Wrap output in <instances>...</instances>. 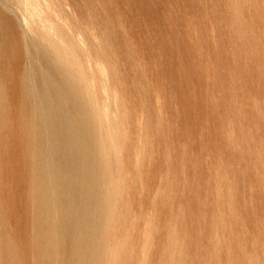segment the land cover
I'll return each instance as SVG.
<instances>
[{
    "label": "rangeland",
    "instance_id": "rangeland-1",
    "mask_svg": "<svg viewBox=\"0 0 264 264\" xmlns=\"http://www.w3.org/2000/svg\"><path fill=\"white\" fill-rule=\"evenodd\" d=\"M47 2L57 53L0 0V264H264V0ZM74 56L101 214L51 249L38 137Z\"/></svg>",
    "mask_w": 264,
    "mask_h": 264
},
{
    "label": "bare ground",
    "instance_id": "bare-ground-1",
    "mask_svg": "<svg viewBox=\"0 0 264 264\" xmlns=\"http://www.w3.org/2000/svg\"><path fill=\"white\" fill-rule=\"evenodd\" d=\"M15 7L17 13L19 14L18 18L17 17L16 18L18 19L23 31L25 32L24 33L25 35L30 34L31 37L38 39L40 42L46 43L48 48L49 47L52 48L55 53H57L58 50L57 45H55L56 43H58L60 46L64 48H67V44L65 40L61 38L59 35H57V28H59L58 25H57L58 27L56 26L57 22L55 23L54 20H52V18H50L45 12V9L47 10V8H49V4L47 0H15ZM60 18L61 17H59L58 19ZM75 38L80 43L81 46L82 44L84 46L82 36L79 33L77 32L75 33ZM67 58L65 57L63 62H64V68L66 69L65 71L66 73L64 72L66 76V78L64 77V83L68 85V88L63 87L65 89L63 91V99L59 103L54 102L56 98L55 94L57 93L56 92L57 89L54 90L53 95H50V93L47 92L48 98L45 104L47 123L46 126H44L46 127L45 128L46 132L44 134V137L42 135L38 137L39 144H38L37 153L39 157L37 159V163H38L37 169L40 172L46 173L45 176H41L40 178H38L39 182L37 183V187L39 189L38 202L40 204V224L41 226L46 227L44 239L46 244L50 246L51 249H52L51 244H53L55 238L57 239V236L60 234L63 228V224H62L63 220L65 219V217L66 218L73 217L74 212H76L75 207L78 204L80 208L79 214L81 216V223L78 224L77 226L76 235L78 234L79 237H84L86 232L88 231V227H90L89 217L92 210L94 209V211L97 214H101V200L99 196V191L94 187V181H93L94 179L93 173L95 172L94 168L92 167L94 148L92 144L93 142L92 127L89 119L90 113H87L86 111L83 110V103H81V101L79 102L74 91L71 89V87H69L70 83L68 80L70 77L67 73H69V70H71L72 68H75L74 64L76 62V59L74 56L72 58L73 62L71 63L69 62V60H67ZM88 68H90V65ZM98 69L100 68L98 67L97 70ZM99 71L100 70H98V72ZM103 74L105 76L106 73L105 72L101 73V75ZM88 81L91 80L88 79ZM87 84L90 83L87 82ZM91 86L90 88H88V90L91 88L93 89V87ZM35 93L38 95L40 94L38 91H35ZM32 94L34 96V93ZM50 96H52L53 100H51ZM33 99L34 98L32 97V100ZM32 115H34V112ZM25 138H27V136H25ZM95 249H97V247H95ZM52 252L54 251L52 250Z\"/></svg>",
    "mask_w": 264,
    "mask_h": 264
}]
</instances>
